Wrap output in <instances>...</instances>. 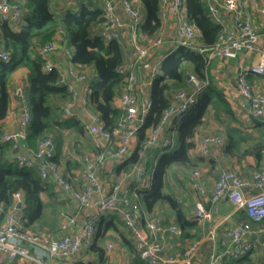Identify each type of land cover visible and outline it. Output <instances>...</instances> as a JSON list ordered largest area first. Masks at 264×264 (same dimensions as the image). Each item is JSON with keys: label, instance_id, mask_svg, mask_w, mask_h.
Masks as SVG:
<instances>
[{"label": "built area", "instance_id": "1", "mask_svg": "<svg viewBox=\"0 0 264 264\" xmlns=\"http://www.w3.org/2000/svg\"><path fill=\"white\" fill-rule=\"evenodd\" d=\"M104 12L100 36L109 41L118 39L124 28L129 30V43L134 59L144 61L154 54L155 50L166 41V24L171 22L168 38L175 46H184L189 50L207 53L210 57L218 55L222 58L236 57L244 52H257L258 57L249 64L243 65L237 73L239 93L244 101L249 103L252 114L264 123V91L257 90L250 83L249 75H264V50L259 42V33L254 23L253 13L264 15V0H205L210 15L220 24L218 39L213 45L201 43V31L186 18L184 0H159V17L161 25L156 35L141 38L138 26L141 15L133 5V0H98ZM121 6L125 20L118 13ZM0 18L13 27H17L22 19L20 3L17 0H0ZM63 30L59 29L51 40L38 47L44 59L46 71L58 69L59 81L65 84L73 94L72 100L66 101L63 114H73L74 101H78L83 110L81 123L86 133L94 139L95 150L86 151L80 156L81 165L74 173H66L52 158L55 154L51 138L38 142L36 149L23 150L25 126L30 113L25 98L20 96V106L13 112L17 128L5 130L2 140L11 141L19 146L14 157L21 165L36 164L42 177L52 176L57 188L63 191L74 205L87 213L80 231H74L77 220L72 215H64L60 223V235L38 231L24 227L21 219V209L24 198L20 191L13 193V203L5 208L0 203V253L2 263L9 264L16 260H31L36 264H49L46 257L63 260L64 264H75L74 256L80 252L83 245H89L95 232V222L104 214L116 213L124 222V226L135 240V247L148 264H173L178 259L189 262L199 246L198 240L189 242L178 255L163 254L161 240L168 234L180 235L182 230L176 223H164L156 214L147 213L138 201L137 187L129 189V180L143 183L147 174L146 154L149 150L159 147L167 148L174 145V119L183 115L197 100V93L208 84L207 75L201 79L194 73L187 74L191 87L179 88L172 94V100L164 109L157 125L148 128L146 138L139 146L138 161L128 170L120 169L111 186L105 190L102 187L99 170L107 161L119 162L131 151L135 142L137 130L144 122V117L151 105L149 94L139 96L140 86L151 84L152 78L159 69L160 61L156 60L147 67L143 81L137 72L128 65L119 66L118 72L125 75L124 86L118 96L117 106L122 110V116L117 125L108 130L99 114L89 106L87 86L88 72L85 67L71 61V51L63 44ZM60 45L62 47H60ZM60 50L62 60L53 61L52 55ZM9 53L0 44V59L6 60ZM128 71V72H127ZM169 132L166 133V131ZM262 157L258 168L247 176L237 170L223 168L219 171L208 191L204 186H198V197L194 203V216L204 220L211 216L205 206V201L217 202L226 197L235 210H242L248 220H237L226 227L224 237L220 241V249L214 247L209 264H222L226 258H238L259 246H264V235L261 230H255L252 224L264 221V128L260 136ZM224 138L220 134H204L196 149L200 153L208 152L210 145H222ZM153 172V171H152ZM194 175L199 171L194 170ZM152 175V173H151ZM150 175V178H151ZM211 236L213 230L210 232ZM114 247L113 241L107 242V248ZM122 249V248H121Z\"/></svg>", "mask_w": 264, "mask_h": 264}, {"label": "trees", "instance_id": "2", "mask_svg": "<svg viewBox=\"0 0 264 264\" xmlns=\"http://www.w3.org/2000/svg\"><path fill=\"white\" fill-rule=\"evenodd\" d=\"M17 1L21 6L24 24L15 29L0 18V44L9 53L8 59H0V203L8 208L13 203V193L20 191L24 198L20 213L24 227L54 234L56 231L60 232V223L67 213L64 210L69 201L67 195L57 188L52 176L42 177L36 164H19L14 157L15 152L20 149L19 146L1 138L2 121L11 100L9 77L20 67H25L28 71L26 85L14 93L15 96L22 95L25 98L30 113L25 126L26 135L22 140L23 150H35L39 141L51 138L56 144L52 159L60 165L58 153L62 144L61 130L72 128L82 134L85 130L78 117L63 114L64 104L74 96L67 86L59 81L56 67L49 71L44 69L45 59L37 53L38 47L51 40L57 30H63V44L71 51V61L77 65L91 66L95 72L87 81L88 101L108 130L117 125L123 113L115 99L122 91L125 75L118 72L117 68L126 65L129 53L119 39L105 41L93 30L104 20V12L94 0H79L78 8H67L59 13L51 8L52 0ZM137 1L139 9L133 5L143 14L138 32L141 38L152 37L161 25L159 0ZM184 7L186 18L201 31V43L205 46L213 45L218 39L220 24L210 15L205 0H184ZM188 69L201 79L207 75L209 82L197 93L196 102L183 115L174 119L177 142L171 147L162 148L156 155L150 183H142L141 187H137L140 204H143L147 211L152 212L155 205L162 202L174 209L182 236H187V231L196 223V219L186 218L177 194L168 189V168L173 164L190 163L189 150L194 146L192 137L197 126L203 122L208 108H211L215 119L226 121L222 144L224 151L238 148L240 141L244 139L236 125L239 120L230 101L209 76L206 52L199 53L179 45L161 59L159 69L149 87L151 105L144 122L137 130L129 155L114 166L118 171L128 170L138 161L137 150L146 138L148 128L159 123L164 109L172 100L173 92L185 86ZM259 124L264 128L263 122ZM95 149L93 144V150ZM255 155L262 157L261 141ZM43 195L47 198L46 202L42 198ZM103 218L107 219L103 222ZM120 224L124 225V222L113 212L104 214L95 222V232L89 247L98 257L103 258L104 249L96 243L97 237L102 235L103 229L118 230ZM120 235L123 236V233L120 232ZM126 242L133 252L131 264H148L140 256L135 245L128 240ZM249 253L238 258H226L222 264H248ZM9 264L36 263L31 260H16ZM75 264L91 263L75 261Z\"/></svg>", "mask_w": 264, "mask_h": 264}, {"label": "crops", "instance_id": "3", "mask_svg": "<svg viewBox=\"0 0 264 264\" xmlns=\"http://www.w3.org/2000/svg\"><path fill=\"white\" fill-rule=\"evenodd\" d=\"M94 2L101 7V3L98 0H94ZM133 4L139 9V2L137 0H133ZM78 7L79 0H52L51 8L54 12L59 13L60 11H63L67 8L76 9ZM117 11L125 20V22L130 20L129 17L124 14L121 6H118ZM140 15L142 21V12ZM253 16L254 23L259 33V42L262 49L264 50V15L254 12ZM24 22V18L22 17L20 24L14 28L19 29V27L24 24ZM170 24V21L168 24H166V41L162 46H159L155 50L154 54H151L142 62L134 59L132 47L129 43L128 27L122 30L118 39L122 43L125 50H128L129 53L126 65H128V67L133 71L137 72L141 81H143L146 77L148 69L145 67L144 62L150 66L153 61H161V59L166 54L174 50L176 47L172 43L171 39L168 38L171 31ZM100 29L101 23L93 28L96 33H99ZM60 47L62 46L60 45ZM62 57L63 55L61 54L60 50L52 55L53 61L57 64L62 60ZM257 57V52H244L232 58H222L218 55H213L210 57L209 76L216 87L222 90V92L230 101L232 108L239 120L236 125L240 128L241 135H243L244 139L240 141L238 148L232 151H224L223 145H210L208 152H198L196 146L199 143L202 135L220 134L223 136V138L225 137L226 121L223 119V121L215 119L211 108H208L204 114L203 122L197 126L192 137L194 146L189 150L190 163L185 165L173 164L168 168L166 178L167 183L169 182L168 179H174L176 184H179L180 182L181 187H184L180 189L179 193L174 192L172 189L171 191L179 194L177 196L182 203V209L186 218H195L196 223H194L189 228L187 231V236H182L181 234H168L163 240H161V251L163 254L178 255L189 242L193 240L199 241L198 249L192 255L189 262H184L182 259H178L173 264H209L213 247L216 250L220 249L221 247L220 241L224 237L226 227L239 219L248 220V217L244 211L235 210L233 204L224 196L214 203L209 200L205 201V206L210 210L211 216L204 220L198 219L194 216V203L198 197V186L202 185L208 191H210L213 182L221 169H234L237 170L241 175L247 176L251 173V171L255 170L260 165L261 157L255 155V152L257 150L258 144L260 143V136L262 134L263 127L261 124H259L261 122L260 119L252 114L248 102L244 101L242 98L237 85V73L239 69L243 65L249 64ZM83 67H85L88 72V78L95 74L91 66L87 65ZM27 72L28 71L25 67H20L11 73L9 77L8 83L11 100L9 102L7 113L2 121L3 131L17 128L16 121L12 115L13 112L20 106V96H15L14 93L19 92L20 89L26 85ZM189 72H192V70L188 69L186 73V84L183 86V88L186 89L191 87V84L187 81V74ZM17 75H19L18 79H16ZM248 79L255 89L264 91V75H249ZM149 87L150 85L140 86L138 92L139 96H144L145 94L149 93ZM115 103H118V96L115 99ZM83 110L84 108H82L80 103L78 101H74V105L72 107V116L74 115L78 117L80 122L82 120ZM167 132H169V130H167L166 133ZM61 136L62 144L58 153L60 166L64 172L74 173L79 168L80 156L86 151L93 150L94 139L90 134L86 132L83 134L78 133L72 128L62 129ZM173 137L175 144L177 142L176 130L173 133ZM53 143L56 152V144L54 141ZM162 150L163 149L159 147H155L149 150V152L146 154L145 162L147 174L144 178L145 180L143 181L145 185H148L151 181L150 175L153 171L152 169L156 161V155ZM67 160L70 162L66 163ZM116 163L117 162L115 161H107L104 167H102L98 172L101 178L102 187L105 190L111 186L116 177L118 172V170L114 168ZM194 170H198L199 174L194 175ZM128 184L129 189L141 187L142 185L134 179L129 180ZM42 198L45 202L47 201L45 195H43ZM67 198L69 203L67 202L65 205L69 206L71 204L70 207H74L71 213L77 220V225L75 228H73V230L78 232L81 230L84 224L87 213L77 208L68 196ZM141 207L149 214L157 213L156 215L161 217L164 223H176L179 225L174 209L165 202L157 203L152 212L147 211L143 204H141ZM106 219L107 218H103L102 221L104 222ZM252 227L255 228V230H260V228L264 229V221L259 224L253 223ZM118 228V230L112 228L103 229L102 235L97 237L96 243L104 249L103 258L98 257L96 252L90 249L89 245H83L80 252L74 256V260L83 263L90 262L91 264H131L133 252L130 250L126 240H128L130 243L132 242L134 245L135 240L124 225L120 224ZM212 230L213 233L211 236L210 232ZM120 232L123 233V236L120 235ZM60 234L61 232L58 231L54 233V235ZM260 235H264V230H261ZM108 241L114 242L113 248H107ZM2 258L3 254L0 253V263H2ZM45 259L49 264H64L63 260L60 259L51 260L48 257ZM261 261L264 262V246H259L248 254V264H260Z\"/></svg>", "mask_w": 264, "mask_h": 264}, {"label": "rangeland", "instance_id": "4", "mask_svg": "<svg viewBox=\"0 0 264 264\" xmlns=\"http://www.w3.org/2000/svg\"><path fill=\"white\" fill-rule=\"evenodd\" d=\"M18 78H19V75H17V78L16 79H18ZM168 180H169V182H168V189H170V190L172 189L174 192H176V193L178 192L179 193L180 189L184 188V187H181L180 182H179V184H176V182L174 181V179L173 180L168 179ZM177 195H179V194H177ZM70 205L69 206L68 205H65L64 210L67 212L65 214H69L70 212H72V210H73L74 207L73 206L70 207ZM154 214H157V213H154ZM260 264H264V262L261 261Z\"/></svg>", "mask_w": 264, "mask_h": 264}, {"label": "water", "instance_id": "5", "mask_svg": "<svg viewBox=\"0 0 264 264\" xmlns=\"http://www.w3.org/2000/svg\"><path fill=\"white\" fill-rule=\"evenodd\" d=\"M249 104V103H248Z\"/></svg>", "mask_w": 264, "mask_h": 264}]
</instances>
